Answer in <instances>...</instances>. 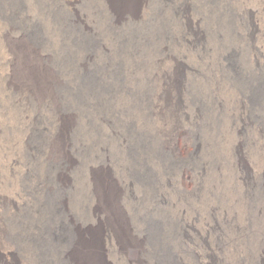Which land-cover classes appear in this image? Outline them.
<instances>
[{
  "label": "bare ground",
  "instance_id": "bare-ground-1",
  "mask_svg": "<svg viewBox=\"0 0 264 264\" xmlns=\"http://www.w3.org/2000/svg\"><path fill=\"white\" fill-rule=\"evenodd\" d=\"M70 1L0 0V264H264V0Z\"/></svg>",
  "mask_w": 264,
  "mask_h": 264
},
{
  "label": "rangeland",
  "instance_id": "rangeland-1",
  "mask_svg": "<svg viewBox=\"0 0 264 264\" xmlns=\"http://www.w3.org/2000/svg\"><path fill=\"white\" fill-rule=\"evenodd\" d=\"M67 1H70V0H67ZM75 1H76V0H71L70 2L72 3V2H75ZM70 9H73V8H72V7H67L66 10H70ZM70 11H71V10H70ZM126 32H127V31H126ZM110 66H111V65H110ZM110 68L113 69V67H112V66L109 67V70H108V71L111 73V71H113V70H110ZM108 75H109V74H108ZM108 78H109V79H108ZM111 78H112L111 76H107L106 78L104 77V79H103V80H104V81H103V82H104L103 85H104L105 87H106V86L108 87L107 89L104 87V88L106 89V91L110 90V88H111L112 86H114V82H115V80H114L113 78H112V80H111ZM110 80H111V82H110ZM113 80H114V81H113ZM107 81H108L109 83H108ZM104 97H106V95H104ZM106 105L109 106V100H107ZM106 105H105V106H106ZM108 106H106V108H108ZM108 109H109V108H108ZM107 111H108V110H107Z\"/></svg>",
  "mask_w": 264,
  "mask_h": 264
}]
</instances>
